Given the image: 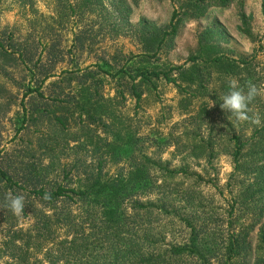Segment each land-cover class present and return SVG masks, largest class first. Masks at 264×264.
Returning <instances> with one entry per match:
<instances>
[{"label": "trees", "instance_id": "16d2710c", "mask_svg": "<svg viewBox=\"0 0 264 264\" xmlns=\"http://www.w3.org/2000/svg\"><path fill=\"white\" fill-rule=\"evenodd\" d=\"M228 1L219 0L217 5L226 6ZM102 2L103 0H78L74 4L72 0H60L63 8L61 15L69 18L70 15L76 14L77 8L94 11ZM112 5L125 13L126 21L133 12L126 0H112ZM192 5V16H203L206 7L197 3ZM176 16L175 13L173 19ZM241 18L242 23L247 25L244 14ZM176 27L174 20L161 27L142 22L136 30V35L143 44L145 53L140 54L138 60L131 57L119 68L104 62L94 65L97 70L85 68L72 71L68 84L75 82L71 88L74 90L73 94L67 95L64 92L66 87L58 86V97L66 94L69 99L60 100L58 105L31 102L30 107H25L22 128L29 123L49 124L50 129L41 132L43 135L38 142L50 161L48 164L43 161L27 164L24 173L16 177L10 172L11 166H2L0 160V210L15 220L17 216L8 208L6 197L9 193L23 195L26 205L24 214L18 216V219L27 218L33 223L30 230L25 232L23 227L18 229L11 236V241L5 243V248L11 251L7 254L12 259H18V264L29 261L31 253H34L31 247L43 253L51 264L62 261L66 264H248L252 252L249 236L257 227V244L253 250V262L249 263L264 264V221L260 219L264 206L257 213V218H253L254 221L241 224L237 229L233 227L236 225L232 221L229 225L233 229L227 228L224 232L221 224H218L221 220L217 221L213 214L216 210L203 206L190 189L184 188L182 192L177 193L174 189L171 190L167 182H160V176L153 172L160 168L157 164L160 159L149 155L139 136L123 126L124 123L114 107V97L107 98L104 94L108 77L117 81L124 80L125 82L121 83L124 89L119 88V94L124 99L128 90L140 103L146 87L153 86L156 81L165 80L177 85L180 92L188 96L185 99L187 103H191L195 98L206 97L198 113L188 120L189 124L202 125L207 119L211 120L212 112L221 110V98L228 91V80L237 79L246 90L249 84L257 85L264 78L263 71H258L254 66L259 51H256L251 59L226 56L225 50L218 42L222 33L213 27H208L200 33L197 49L186 64L172 66L153 62V58L159 60L162 46L175 33ZM244 33L255 40L256 36L248 28L244 29ZM11 40L6 44L0 37L2 69V63L10 64L11 61L16 62L21 60L20 57L23 58L20 45L14 50L15 45ZM54 47L55 45L51 50L55 49ZM262 47L263 45L260 48ZM28 60L31 58L25 59V63ZM43 85L44 82L38 87L28 85L26 95L36 92L38 97H43ZM209 87H212L211 93L207 92ZM188 89L193 91L190 93ZM116 105H119V102H116ZM249 107L257 110L264 108L257 97ZM263 114L264 112L262 123L255 124L254 133L246 142L235 133L229 141L234 144V148L229 150L237 168L249 169L255 175V183L262 191ZM73 124L81 126L80 130L86 132L92 130V125L102 126L107 130V135H92L87 138V134L84 136L80 132H71ZM190 136L191 131H186L180 138L186 137L187 142L173 144L175 154L207 160L215 157V148L219 144L217 141L209 139L199 143L190 139ZM71 142L75 144L71 146ZM230 144L227 142L226 146L229 147ZM88 146L90 148L87 150L93 154L95 161L88 165L86 159H78L75 167L77 170L81 169V173L75 177L76 180L69 178L70 171H67V168L62 170V179L51 178L57 168V162L60 161L57 154L62 155L67 148L79 153ZM156 146L161 147L160 143ZM243 157L247 160L244 163L249 164H241ZM109 165L119 167L111 174L107 170ZM162 170L161 175L164 177L166 173L165 178L177 173L168 168ZM198 178L202 179L201 176ZM175 193L178 195L176 199ZM152 195L157 198H151ZM179 199L183 204L175 206V200L180 201ZM246 202L259 204L250 198H247ZM164 215L178 217L182 222L180 225L189 231L186 239L165 241L162 233L157 232L156 228L158 223L161 225V217Z\"/></svg>", "mask_w": 264, "mask_h": 264}, {"label": "rangeland", "instance_id": "374dc122", "mask_svg": "<svg viewBox=\"0 0 264 264\" xmlns=\"http://www.w3.org/2000/svg\"><path fill=\"white\" fill-rule=\"evenodd\" d=\"M77 2L78 0H72L74 4ZM218 2L219 0L191 2L190 0H126L133 9L126 21L125 13L117 10L116 4L112 5V0H103L94 11L83 9V12L82 9L77 8L76 14L70 15L69 18L61 15L63 8L60 0H0V37L6 44L12 39L15 45L13 49L17 50L19 44L23 53V58L16 53L21 60L11 61L10 64L2 63L3 69L0 67L2 166L6 168L11 166L10 172L17 177L24 173L27 164L40 163V161L44 164L49 163L50 159L46 154L44 155L38 142L43 135L41 132L50 129L49 124L29 123L22 128L25 107H30L31 102L58 105L60 100L69 99L66 94L58 97L60 92L58 86H65L64 92L67 95L73 94L74 90L71 88L75 82L72 85L68 84L72 71L85 68L97 70L94 65L104 62L119 68L131 57L138 60L139 55L145 53L144 46L136 35V30L142 22L161 27L174 20L177 25L175 33L162 46L158 55L159 60L153 58V62L172 66L186 64L197 49L200 33L208 27H213L214 30L222 33L218 42L225 50L226 56L251 59L255 52L259 51L254 66L258 71L262 70L264 75V0H229L226 6H218ZM195 3L206 7L200 18L192 16V4ZM175 13L177 16L173 19ZM242 14L246 18L247 25L242 23ZM245 28L256 36L255 40L244 33ZM53 45L55 49L51 50ZM262 45L263 47L260 48ZM27 58L31 60L25 63ZM45 77L47 78L43 81ZM42 82H44L43 97H38L36 92L26 95L28 85L38 87ZM122 82L125 81L112 80L108 77L105 81L104 94L107 98L114 97V107L124 123L123 126L139 136L149 155L160 159L157 162L160 168L153 171L160 176V182L162 180L167 182L171 190L174 189L177 193L182 192L184 188L190 189L203 206L216 210L213 214L217 221L221 220L218 224H221L224 232L227 228L237 229L241 224L254 221L253 218H257V213L264 206V191L255 183V175L249 169L237 168L229 150L234 148V144L232 142L230 144L229 141L235 133L246 142L253 135L255 124L251 121H237L222 108L212 112L211 120L207 119L202 125L189 124V118L198 113L206 97L195 98L191 103H187L185 99L188 96L180 92L177 85L159 80L153 86L146 87L143 100L138 103L128 90L124 99L119 94V88L124 89L121 87ZM256 86L261 89V94L257 98L264 106V78ZM211 88H207V92L211 93ZM188 90L190 93L193 91ZM202 92L204 94L205 90ZM116 102H119V105H116ZM250 109V116L259 115L262 118L264 108ZM80 127L73 124L70 131L80 132L84 136L87 134V138L92 135H107L105 133L107 130L102 126L92 125V130L87 132L80 130ZM186 131H191L190 139L194 142L200 143L209 139L217 141L219 144L215 148L217 152L215 157L207 160L175 154L173 144L187 142L186 137L180 138ZM227 142L230 144L229 147L226 146ZM157 143H160L162 150L156 146ZM74 144L71 142V146ZM150 144L153 146H149ZM87 148L90 147L79 153L67 148L62 155L57 154L60 161H56L57 168H54L51 178L62 179V170L67 168L66 170L70 171L69 178L76 180L75 177L81 173V169L77 170L75 167L76 161L86 159L88 165L95 161L93 154ZM246 157L241 159V164H249V162L244 163L247 161ZM118 167L109 165L107 170L112 174ZM162 168L177 173L165 178L166 173L164 177L161 175ZM177 193L174 194L175 199L178 197ZM151 198L157 197L152 195ZM247 198L251 201L256 200L259 204H250L246 202ZM148 199L149 197L146 198ZM182 204L181 200L174 202L175 206ZM13 219L0 210V264H18V259H12L7 254L11 251L5 248V243L11 241V236L18 229L23 227L26 232L33 226L32 220L27 218L18 219L17 216L15 220ZM161 219V225L158 223L156 228L157 232L162 233L166 242L187 238L189 231L180 225L182 222L177 216L164 215ZM260 219L264 221V212ZM232 221L236 226L229 225ZM257 234L258 227L249 236L252 252L248 264L253 262ZM31 248L34 251L30 255L31 258L21 264H51L43 253L38 252L34 247ZM58 264L66 263L62 261Z\"/></svg>", "mask_w": 264, "mask_h": 264}, {"label": "clouds", "instance_id": "9594fccd", "mask_svg": "<svg viewBox=\"0 0 264 264\" xmlns=\"http://www.w3.org/2000/svg\"><path fill=\"white\" fill-rule=\"evenodd\" d=\"M227 84L228 91L222 96L220 107L234 116L237 121H251L260 125L262 120L259 115H249L251 111L249 105L254 98L261 94V89L255 84H249L245 90L237 79H230ZM6 199L7 206L14 215L21 216L24 214L26 204L23 195L9 193Z\"/></svg>", "mask_w": 264, "mask_h": 264}]
</instances>
